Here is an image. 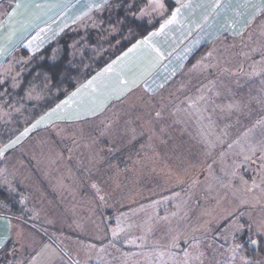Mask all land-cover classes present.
I'll list each match as a JSON object with an SVG mask.
<instances>
[{
	"label": "crops",
	"instance_id": "obj_1",
	"mask_svg": "<svg viewBox=\"0 0 264 264\" xmlns=\"http://www.w3.org/2000/svg\"><path fill=\"white\" fill-rule=\"evenodd\" d=\"M111 1L0 0V264H75L24 218L26 212L41 221L40 206L49 215L48 228L55 215L63 222L98 218L101 225L80 226L83 236L66 227L58 231L95 239L100 261L107 263L134 253L106 239L121 236V210L132 213L134 222L145 220V236H153L158 225L157 236L165 238L186 228L187 215H169L173 204L154 205L170 193L157 178L144 182L158 191L154 196L122 203L110 193L115 182L128 184L127 174L138 173L129 159L152 165L150 159L161 158L169 166L170 159L199 155L189 146L199 124L189 94L196 95L195 104L216 89L224 94L222 104L238 100L233 110H218L217 132L228 139L211 147L217 157L232 135L253 127L264 132V0H146L131 16L153 28L108 59L115 45L105 42L107 33L93 31L103 27L99 15ZM63 46L71 56L91 49L96 61L107 54L103 66L58 99L34 62L46 48L55 60ZM173 93L179 96L168 100ZM27 110L41 112L30 119ZM30 244L32 254L25 256ZM39 252L45 256L32 261ZM144 262L152 264V255Z\"/></svg>",
	"mask_w": 264,
	"mask_h": 264
},
{
	"label": "rangeland",
	"instance_id": "obj_2",
	"mask_svg": "<svg viewBox=\"0 0 264 264\" xmlns=\"http://www.w3.org/2000/svg\"><path fill=\"white\" fill-rule=\"evenodd\" d=\"M217 90L216 93L210 92L202 99H198L200 104H195V94L188 96L191 112L201 114L200 117L197 115L199 124L193 127L194 139L189 144L194 154L199 153L198 156L170 159L169 166H166L161 158L147 159L152 161V165L146 164L145 158L129 159V166L139 169L138 173L127 174L131 178L128 184L121 185L115 182L112 185L110 195L123 203L144 199L150 196L149 194L156 195L158 191L147 190V184L144 186V182L153 177L157 178L163 185L162 188L165 187L167 190L169 187L170 193L163 200H158L159 198L158 201L154 200V205L168 202L174 205L169 215L185 214L189 217L183 223L186 228L182 231L171 230L165 238L164 235L157 236L159 225L155 227L156 233L153 236H145L143 228L145 220L134 222L132 213L126 210L117 212L116 216L121 218L119 226L121 236L119 238L106 236V239H115L121 246L134 248L131 256L122 253L123 258L119 264H147L144 258L150 254L152 264H264V132L256 131L253 127L237 133L231 136L229 142L232 143L225 152H221V155L217 157L216 152H211V147L217 145L218 140L228 139L217 132L222 117L218 110L222 107L226 109L228 106L233 110L234 105L238 103V100H232L230 103L222 104L220 95L224 94L218 93ZM227 95L230 96L231 93ZM177 96L179 95L175 93L170 94L168 100H175ZM209 100L214 110L212 117L206 110ZM259 111L260 109L256 110V113ZM167 147L171 149V145ZM167 147H163V150ZM154 154L155 150L152 152V155ZM180 161L183 162L181 166L178 164ZM149 165L151 168L147 169ZM237 166L240 167L239 170L242 169L240 173L236 170ZM106 189L107 187L103 188L105 199L106 193L109 192ZM39 208L42 211L41 221H34L26 212L24 218L32 226L40 227L43 240L53 243L58 253L69 256L75 264H118L100 261V244L97 248L95 239L77 237L75 233L67 237L59 235L58 230H64V227L70 228L72 232L81 233V225H85L87 229L93 223L101 225L98 218H88L83 222L71 220L63 222L55 215V222L50 225L52 228H48L49 222L46 221L49 215L44 212V207ZM73 210L77 214L78 207H73ZM50 218L53 219V213ZM105 223L108 231L106 220L103 221L104 225ZM117 225L116 223V232ZM91 242L94 245L90 246ZM150 243L153 247H149ZM260 243L262 245L258 249ZM46 245V248L51 247L49 244ZM26 250L29 253L25 252V256L32 254L31 244ZM42 253L35 254L32 261L42 259L45 256Z\"/></svg>",
	"mask_w": 264,
	"mask_h": 264
},
{
	"label": "trees",
	"instance_id": "obj_3",
	"mask_svg": "<svg viewBox=\"0 0 264 264\" xmlns=\"http://www.w3.org/2000/svg\"><path fill=\"white\" fill-rule=\"evenodd\" d=\"M145 1L134 0L130 2V0H113L108 3L105 11L99 15V17H103V27L99 31H93V34H98L102 30L108 35L105 42L115 45L113 47L111 46L114 52L109 55L108 59L123 51L135 39L143 37L153 28L148 26L145 21L135 19L131 16ZM63 48V53L55 60H50L49 54L51 51L49 48H46L42 51L38 59L35 58L38 61L36 60L34 62L37 65L36 69L39 67L40 70L42 79L40 81L45 83L50 82L53 88L57 90L55 97L58 99L62 98L67 91L72 90L81 79L89 77L96 69L103 66L106 63V59L103 57L107 54H102V59L96 61L95 51L91 49L85 51L81 56H78L77 53L71 56L68 46H63ZM100 51L101 49H97V52ZM54 100L51 99V101ZM45 106H47V103ZM40 112L38 110H27L26 117L31 119Z\"/></svg>",
	"mask_w": 264,
	"mask_h": 264
},
{
	"label": "snow or ice",
	"instance_id": "obj_4",
	"mask_svg": "<svg viewBox=\"0 0 264 264\" xmlns=\"http://www.w3.org/2000/svg\"><path fill=\"white\" fill-rule=\"evenodd\" d=\"M159 6H161L162 7V5H159ZM178 11V10H177ZM175 15H176V13H173V18L175 17ZM170 22V21H169ZM159 115V114H158Z\"/></svg>",
	"mask_w": 264,
	"mask_h": 264
}]
</instances>
